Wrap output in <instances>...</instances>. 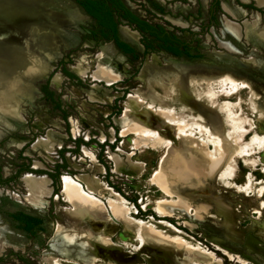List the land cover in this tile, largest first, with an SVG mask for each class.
<instances>
[{"label": "rangeland", "instance_id": "374dc122", "mask_svg": "<svg viewBox=\"0 0 264 264\" xmlns=\"http://www.w3.org/2000/svg\"><path fill=\"white\" fill-rule=\"evenodd\" d=\"M68 1L80 17L76 25L82 43L70 49L59 47V56L48 54L44 61L50 66L49 74L29 79L27 83L33 90L28 101L15 105V113L24 124L16 131L2 129L0 227L11 245L0 246V264H86L59 255L53 246L58 227L55 212L62 205L70 208L61 190L62 174V180L72 177L81 192L100 203L101 219L108 220L103 224L92 218L98 223L96 232L105 238L93 239V262L89 264H264V101H260L264 90L255 95L234 78L240 75L264 87V0H218V7L212 5L214 0H123L139 17L164 25L185 41L192 57H176L157 47L145 52L144 47L132 44L138 51L137 59L125 54L123 60L117 55L112 57L111 64L124 76L111 82L72 71L79 52H86L93 67L94 53L114 42L94 39L88 32L96 29L94 20L75 0ZM222 2L236 9L226 11ZM175 18L187 24L181 26ZM119 25L132 29L126 22ZM136 32L139 43L150 40ZM119 35L123 39V34ZM170 62L220 70L181 74L167 69ZM143 66L149 71L141 76ZM57 72L62 76L59 86L52 83ZM177 85L203 105L206 117L179 97ZM91 88L98 97L88 94L86 89ZM149 93L160 99L151 98ZM129 94L141 102L138 110L147 116L148 123L154 120L156 126L116 123ZM165 126L175 127L171 131L174 147L169 152L171 140L159 136L167 131ZM39 135L53 136V148H31ZM114 136L117 141L111 145ZM11 138L24 141L23 145L11 143ZM174 151L179 152L176 155ZM180 157V161L187 159L198 177L186 203L155 181L177 167ZM24 165L50 180L52 196L45 209L33 208L25 199L27 191L21 177L30 170H21ZM47 173L56 175V179ZM160 204L170 205L171 209H162ZM15 211L41 218V228L35 233L24 232L7 215ZM83 246L79 242L67 248L76 254ZM184 246L205 257L192 255L185 262L173 256L184 251Z\"/></svg>", "mask_w": 264, "mask_h": 264}, {"label": "bare ground", "instance_id": "6f19581e", "mask_svg": "<svg viewBox=\"0 0 264 264\" xmlns=\"http://www.w3.org/2000/svg\"><path fill=\"white\" fill-rule=\"evenodd\" d=\"M222 8L225 9L226 11H232V12L234 11V9H236L230 6L226 2H222ZM238 9H240V7H238ZM79 18L80 17L78 13L74 10L72 3L68 0H0V138H2L4 135L3 134L4 132L2 129L6 128L8 132L16 131L19 129L20 124H24V122L21 119H19L15 113V105L18 104L19 102L26 103L28 101L29 95L31 94L33 90L32 86H30L27 83L29 79L46 77L49 74L50 66L46 64V62L44 61L45 58H48V54H52L53 56H59L61 53L58 50L59 47L63 46L65 49H70V48H75L82 43V41L80 40L81 36L78 30V27L76 25ZM175 21L177 22V24L181 26H184L187 24V22L181 18H175ZM248 26L250 27L252 25H248ZM234 29H238V28L235 27ZM246 29H247V26H246ZM120 31L126 40L131 41L134 44L138 43V45L141 46V43H139L138 41L139 35L137 34L135 30L131 29L130 27L126 25H120ZM233 31L235 32L236 30H233ZM85 45H87V42H85L84 46ZM116 52L117 51L115 50V47H113L110 43L104 44L103 46H101L99 51L94 53L95 63L93 67L90 64L89 60L87 59L86 52H79V57L76 58L75 64L71 65L72 67L71 69L73 72H75L79 76H85L87 74L96 80H105L108 82L120 80L123 78L124 75L114 68L110 60L115 55H117L119 60H123L124 54H120V53L117 54ZM256 57L257 56H255L253 59L255 60L254 64H256L258 67L259 64H258V61L256 60ZM250 60H252V58H250ZM148 62H151V61H148ZM166 67L169 70L177 71V72H180L181 74H187V73L194 74V73H203V72L211 71V70H208L209 68H206L202 65L196 66V67H186L183 64L178 65V64L171 63V62L168 64V66L166 65ZM219 70L213 68L211 72L219 71ZM148 71H149V68L146 66H143L142 69L140 70V75L143 76ZM234 78L236 80L239 79L241 84L245 85V87L252 90L255 95H259V90H264L263 86L253 85L245 77H242L239 75ZM60 81H62V76L59 72H57L52 77V83L55 86H59ZM180 88L181 86L177 85V92L179 94V97L183 101L187 102L188 104L196 107L206 117L208 114L205 108L203 107V105L195 101L193 98H191L186 91L184 90L181 91ZM86 91L92 98L98 97L97 91L94 90L93 88L86 89ZM149 95L151 98L155 100L160 99L157 95L153 93H149ZM260 101L263 102L264 97L261 96ZM140 106H141V102H139L136 99V97H134L132 94H129L127 99L124 102L123 113L120 114L118 117H116V123L125 124V125L133 123L132 125L139 124L141 126L145 125V126H150V127L156 126V122L154 120H151V122L148 123L147 116H144L138 110ZM177 121H178V118H177ZM165 128L167 131L165 133L160 132L159 136L164 141L171 140L170 146L168 147V150H167V152H169L174 147L175 137H173V135L171 134V131H173L175 127L165 126ZM179 133L180 132L178 131V135L181 136L182 133L180 134ZM183 140L185 141L184 138ZM10 142L11 143L17 142L21 146L23 145L24 141L14 140L11 138ZM157 143H158V140H157ZM54 144H55V138L53 136L50 135V136L44 137V136L39 135L36 138V140L32 143L31 148L42 149L44 151H47V150L52 149L53 148L52 145ZM181 144H184V143H181ZM179 148H180V145H179ZM178 152H175L176 155ZM173 159H177V158H173ZM179 159H181V157L178 158L176 162ZM163 162L160 164L162 165L165 163ZM179 162L181 163L177 167H175L177 168L176 169L177 171L175 172L173 171L175 169L174 166L170 165L171 163H168L169 166L174 169L169 170L170 172H168L164 176H157V179L155 181L160 186V188L167 191L168 193H177L178 196H180V199L184 203H186V202H189L190 200L187 195L189 192H191V188L197 186L198 177L196 176L195 169L191 167L192 165L190 166L189 163H186L187 159H186V162L180 161V160ZM168 164H166V167L168 166ZM172 164H174V161L172 162ZM226 172H224V174ZM21 180L24 182V186L27 191V195L25 196V199L28 202V204L31 207L36 208V209H40V210L45 209L46 206L48 205V198L52 196V188L50 187L51 185L48 184V182L50 181L48 180V177L46 175H39V174L31 173V172H26L21 177ZM61 190L63 192V195L66 201L69 203L70 208L62 207L63 206L62 205L55 212L58 227L55 233L56 239L52 240L54 242L53 246L57 249V253L59 255H65L67 257H71L73 259H77L86 264H89L90 262H93L92 260L93 259L92 258L93 257L92 256L93 255L92 254L93 253L92 244L94 243L93 241L96 239L99 241H104L103 239L105 238L102 236L101 233L96 232V229H97L96 226L98 223H95L94 220L100 219L103 222V224H106L104 222H107L108 220L106 221V218L104 217L106 215L102 216L103 218H105L104 220L101 219L100 213L102 211V208L100 207V203L98 202L99 203L98 205L88 194L81 192L77 188V186L74 184V180L72 177L65 176L63 178ZM253 202L255 201L253 200ZM167 204H160V207L162 209H169V208L171 209V206ZM121 209L123 208L121 207ZM89 218H90V221H89ZM92 218H94V220ZM82 222H86L87 224L83 225ZM4 232L5 230L0 227V246L1 247L11 245V243L8 242L7 239H5ZM145 234L147 236L152 235L151 232H146ZM79 242L81 243V245H84L83 248L79 250V252H77L76 254L71 253L69 249L67 248V246L69 244H72V243L76 244ZM247 245L250 248L254 247V246H251L250 244H247ZM96 248H99V247H96ZM183 248H185L183 249L184 251L172 253L173 256H178L179 259L185 262H187L192 255L203 257V258L205 257L202 254V252H197V251H194L193 249L190 250V248L186 246H184ZM48 255H51V252H48ZM104 262H106V260H104Z\"/></svg>", "mask_w": 264, "mask_h": 264}, {"label": "trees", "instance_id": "16d2710c", "mask_svg": "<svg viewBox=\"0 0 264 264\" xmlns=\"http://www.w3.org/2000/svg\"><path fill=\"white\" fill-rule=\"evenodd\" d=\"M77 5L89 15L96 24L95 30H89L88 32L94 39L100 40H112L115 46L125 55L131 57L132 60H136L138 57V51L135 46L123 41L120 38L118 26L122 23V20L132 27L134 30H138L142 35L147 36L150 40L147 43H142L145 52L152 51L157 47L158 49L165 51L173 56L177 57H192L186 51L187 43L182 41L173 32H170L160 23H150L144 18L139 17L133 11H131L123 0H75ZM212 5L218 7V0H214ZM156 9L163 11L162 7L154 4ZM66 74L72 76V73ZM44 93H47L46 88L43 89ZM125 99V98H124ZM123 99V100H124ZM116 112L119 114L120 109ZM120 115V114H119ZM80 140V139H79ZM105 142V141H104ZM21 170H30L27 172L35 173L31 171L28 166H23ZM26 173V171L24 172ZM22 173V174H24ZM44 173V172H40ZM53 179H56V175L47 173ZM60 180L62 182V176ZM12 221L17 223V227L27 233H35L38 228H41V218L25 213L23 211H15L7 214Z\"/></svg>", "mask_w": 264, "mask_h": 264}, {"label": "flooded vegetation", "instance_id": "af4514ba", "mask_svg": "<svg viewBox=\"0 0 264 264\" xmlns=\"http://www.w3.org/2000/svg\"><path fill=\"white\" fill-rule=\"evenodd\" d=\"M87 15V14H86ZM90 17V16H89ZM122 22H123V20H122ZM118 31H119V28H118ZM119 33H121V31L119 32ZM121 35H122V33H121ZM123 41H125L124 39H122ZM128 41V40H127ZM127 41H125V42H127ZM131 41H129V42H127V43H130ZM131 45H132V42L130 43ZM136 44H138V43H135L134 45H136ZM115 45V44H114ZM142 45V44H141ZM116 47V46H115ZM144 46L142 45V48H143ZM116 49L118 50V52H120V53H122L117 47H116ZM122 54H124V53H122ZM177 57V56H176ZM31 125V124H30ZM117 141V138L114 136V139H113V141L111 142V145H113L114 144V142H116ZM28 142V141H27ZM110 145H108L107 147H109ZM61 150H63V147L62 148H60V149H58V151H61ZM34 170V172H36V170L35 169H31V171H33ZM39 170V169H38ZM2 259L0 258V261H1Z\"/></svg>", "mask_w": 264, "mask_h": 264}, {"label": "water", "instance_id": "95a60500", "mask_svg": "<svg viewBox=\"0 0 264 264\" xmlns=\"http://www.w3.org/2000/svg\"><path fill=\"white\" fill-rule=\"evenodd\" d=\"M89 16V15H88ZM123 22H126V21H124L123 20ZM118 28H119V32H120V25L118 26ZM121 34V33H120ZM123 36V35H122ZM123 39L125 40V41H127L124 37H123ZM127 42H129V41H127ZM131 43V42H130ZM113 44V43H112ZM132 44H134V43H132ZM136 45H138V44H136ZM113 46H114V44H113ZM141 47H142V45H141ZM123 71H124V73H127V68L126 67H124L123 68Z\"/></svg>", "mask_w": 264, "mask_h": 264}, {"label": "built area", "instance_id": "2783aa9c", "mask_svg": "<svg viewBox=\"0 0 264 264\" xmlns=\"http://www.w3.org/2000/svg\"><path fill=\"white\" fill-rule=\"evenodd\" d=\"M60 177H61V175H60Z\"/></svg>", "mask_w": 264, "mask_h": 264}]
</instances>
